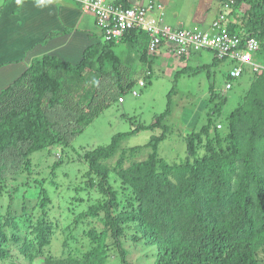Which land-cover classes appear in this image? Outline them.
<instances>
[{
	"label": "trees",
	"instance_id": "obj_1",
	"mask_svg": "<svg viewBox=\"0 0 264 264\" xmlns=\"http://www.w3.org/2000/svg\"><path fill=\"white\" fill-rule=\"evenodd\" d=\"M114 3L132 5L131 0ZM221 6H227L226 21L217 33L225 30L229 35L256 38L259 47L252 59L263 66L264 0L222 2ZM135 32L86 47L76 64L48 54L34 57L0 90V264H105L108 253H115L121 264H131L129 254L138 249V239L142 261L149 258L148 264H264V68L244 69L240 78L247 77L249 84L222 131L211 115H220L226 97L212 94L219 99L217 108L210 110L199 131L185 135L180 160L168 162L158 152L170 131L163 123L169 107L149 125L138 123L84 153L88 169L79 176L81 182L71 187L73 203L66 204V210L82 207L73 217L75 225L86 224L88 229L82 230L96 245L86 246L80 254L69 237L64 236L59 245L54 240L58 220L51 193L62 188L51 181V191L45 178L31 179L37 174L34 158L43 150L50 153L56 146L68 147L72 137L132 89L134 79L126 71V62L113 54L121 52H116L119 42ZM193 53H182L180 58ZM256 53L262 61L256 60ZM139 59L147 63L149 76L151 60L145 50L139 52ZM218 59L214 55L213 63ZM92 69L96 82L91 86L88 71ZM139 80L145 86V79ZM74 82L81 84L80 91ZM86 90L90 92L84 97ZM156 128L161 133L129 147L133 152L150 149L147 157L124 166L122 156L112 168L106 165L127 135ZM59 162L51 165V175ZM18 177L22 184L13 186ZM32 194L36 201L30 205L26 198Z\"/></svg>",
	"mask_w": 264,
	"mask_h": 264
},
{
	"label": "rangeland",
	"instance_id": "obj_2",
	"mask_svg": "<svg viewBox=\"0 0 264 264\" xmlns=\"http://www.w3.org/2000/svg\"><path fill=\"white\" fill-rule=\"evenodd\" d=\"M158 1L167 3L164 4L167 12L165 22L170 24L171 27L179 28V24H181L183 28L205 29L206 27L203 24L201 25L191 19L200 5L203 7L206 3L207 7L203 10L206 16L204 13L205 18L203 21L207 24L219 16L220 13L226 16L227 6L223 8L221 6L222 2L235 4L238 0H228L227 2L224 0H204V2L202 0ZM176 14L177 17L174 18ZM135 34H137V37L139 36L137 40H130L129 45L124 46L127 48L122 51L121 49L124 47L119 46L116 48V52H121L113 54L118 60L126 62L128 67L126 71L129 70V76L134 79L132 89L123 95L124 102H112L81 133L70 139L68 147L56 146L50 153H47V150L38 152V154L35 153L37 155L34 158V163L37 174H34L31 179L35 177L45 178L44 183L47 186L50 184L51 191L54 187L51 181L62 188H58L51 193L53 211L58 220V229L55 236H53L54 240L59 245L64 236L69 237L71 247L81 249L80 254L86 250V246L93 247L96 244L91 243L92 237L83 232L82 228L88 229L86 224H83L82 228L75 225L73 217L82 211V207H75L73 211L69 212L66 210V204L73 203V200L69 197V194L72 193L71 187L81 182V180H78L79 176L88 169V161L84 158V153L108 144L113 135L119 132H128L138 123L149 125L156 115H160L169 107L170 114L166 116L163 123L169 126L170 131L165 140L160 143L158 152L168 162L174 159L180 160L185 154V135L193 131H199L201 126L205 124L210 110L212 111V108L216 110L217 108L216 104L219 99L213 98L212 94L218 96L223 94L226 97L220 115H211L216 121L214 126L216 125L217 129L222 131L225 128L224 123L227 121V115L237 106L238 96L243 92L242 87L237 82H233L231 89H224L227 78L226 73L232 64L230 63L229 66L226 60L220 59L213 63L214 55L212 52L204 50L196 56L189 54L188 59L184 61L180 58L181 55L171 49L161 47L155 53L149 52L147 48L149 35L146 32H135ZM98 38L100 39L101 36L98 35ZM142 50H145L148 60H151L150 75L147 77V63L141 62L139 59V52ZM254 57L257 61L263 60V57L257 53ZM88 73V80L92 86L96 82V75L93 69L89 70ZM141 77L145 79L146 83L143 87L137 86V81ZM12 79L13 76H5L0 79V90L11 83ZM103 79L106 83L109 81L112 85V81L108 77H103ZM247 80L248 78L245 77L241 81L245 83ZM108 85H106V89ZM74 86L77 91H80V83L74 82ZM93 88L91 87V90ZM132 90H135L137 95H133ZM89 92V90H86L84 97H87ZM213 130L214 128H211L209 132L212 135ZM159 133H161V128L155 130L141 129L135 134L127 135L120 142L117 152L105 161L106 165L112 168L122 156L125 160L124 166L129 165L132 161H139L147 157L151 152L150 149L133 152L129 147L142 145ZM204 136L205 134H203ZM56 161H60L61 164L55 168L54 175H51V165ZM22 180L18 177L12 185L22 184ZM68 183L71 184L68 185ZM85 194H88V191L85 190ZM97 195V193L93 195L94 199ZM21 201L20 199L18 203L20 204ZM26 201L30 205L35 203L34 194L30 197L27 196ZM127 233L129 232L127 231ZM141 243V240H136L135 245L138 246V249L136 248L129 254L131 264H148L151 261L149 258L142 261ZM148 250L146 249V251ZM108 257L105 264H121L115 253H108ZM138 257L140 259L136 260ZM35 264H40V261H36Z\"/></svg>",
	"mask_w": 264,
	"mask_h": 264
},
{
	"label": "crops",
	"instance_id": "obj_3",
	"mask_svg": "<svg viewBox=\"0 0 264 264\" xmlns=\"http://www.w3.org/2000/svg\"><path fill=\"white\" fill-rule=\"evenodd\" d=\"M160 3L167 4L161 1ZM206 7V3L203 7L200 5L198 11L191 17L194 22L203 24L205 27L211 22L206 24L203 21L206 16L203 10ZM164 11L165 22L167 17L165 5ZM176 17L177 14L174 15V18ZM179 26L182 25L179 24ZM98 33L93 15L83 11L72 0H7L1 2L0 79L13 76L11 81L15 80L34 57L43 54L56 56L63 61L76 64L81 60L86 47L99 42ZM131 35L133 37L119 42L120 47L129 45V38L135 40L139 38L137 34ZM126 48H122L121 51ZM197 54L199 52L192 55ZM226 63L230 66L229 62L226 61ZM241 80L242 78L237 83L243 89L249 83L247 81L243 83Z\"/></svg>",
	"mask_w": 264,
	"mask_h": 264
},
{
	"label": "built area",
	"instance_id": "obj_4",
	"mask_svg": "<svg viewBox=\"0 0 264 264\" xmlns=\"http://www.w3.org/2000/svg\"><path fill=\"white\" fill-rule=\"evenodd\" d=\"M72 1L93 15L103 40L117 41L134 30H140L149 35V52L163 47L181 55L206 49L218 58L233 63L227 74L225 90L232 88L245 68L253 71L264 68L252 59L259 47L256 38L236 33L229 35L225 30L217 33L226 21L225 14L220 13L205 29L171 28L163 23V5L154 0H136L130 7L118 6L111 0ZM138 84L142 87L144 81L139 80ZM131 92L137 95L135 90ZM118 101L123 102V97H119Z\"/></svg>",
	"mask_w": 264,
	"mask_h": 264
},
{
	"label": "clouds",
	"instance_id": "obj_5",
	"mask_svg": "<svg viewBox=\"0 0 264 264\" xmlns=\"http://www.w3.org/2000/svg\"><path fill=\"white\" fill-rule=\"evenodd\" d=\"M6 1H7V0H1V2H6ZM112 1L114 2V0H112ZM135 1H136V0H134V1L131 2V3L133 4ZM154 1L160 3V1H158V0H154ZM142 2H144V1H142ZM75 3H76V2H75ZM161 4H162V3H161ZM162 5H163V4H162ZM163 10H164V5H163ZM83 11H84V10H83ZM164 15H165V11H164ZM163 23L166 24V23L164 22V17H163ZM166 25H167V24H166ZM95 26H96V24H95ZM168 26H169V25H168ZM96 27H97V26H96ZM170 27H171V26H170ZM180 27L183 28L182 26H180ZM171 28H173V27H171ZM97 29H98V31H99L98 35L101 36V34H100V30H99L98 27H97ZM135 31L138 32V31H140V30H135ZM142 32H144V31H141V33H142ZM120 39H121V38H120ZM120 39H119V40H120ZM102 40H103V39H102V36H101V38L99 39V41H102ZM117 41H118V40H117ZM147 45H148V43H147ZM166 49H169V48H166ZM169 50H170V49H169ZM239 79H240V78H239ZM239 79H238V80H239ZM238 80H237V81H238ZM237 81H236V82H237ZM119 103H122V102H119Z\"/></svg>",
	"mask_w": 264,
	"mask_h": 264
}]
</instances>
